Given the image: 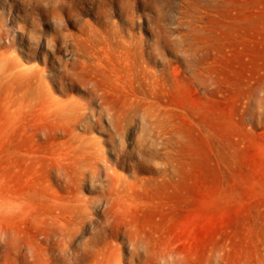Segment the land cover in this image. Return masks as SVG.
<instances>
[{
    "label": "rangeland",
    "instance_id": "obj_1",
    "mask_svg": "<svg viewBox=\"0 0 264 264\" xmlns=\"http://www.w3.org/2000/svg\"><path fill=\"white\" fill-rule=\"evenodd\" d=\"M0 264H264V0H0Z\"/></svg>",
    "mask_w": 264,
    "mask_h": 264
}]
</instances>
